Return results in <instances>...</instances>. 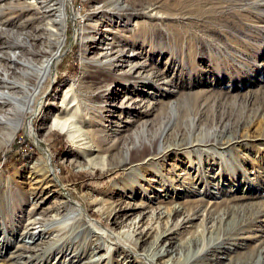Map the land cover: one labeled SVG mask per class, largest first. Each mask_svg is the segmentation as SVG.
Segmentation results:
<instances>
[{
    "label": "rangeland",
    "instance_id": "obj_1",
    "mask_svg": "<svg viewBox=\"0 0 264 264\" xmlns=\"http://www.w3.org/2000/svg\"><path fill=\"white\" fill-rule=\"evenodd\" d=\"M30 1L0 0V46L9 55L14 50L7 48V39L16 40V30L41 33L48 21H28L35 13ZM69 1L64 14L56 17L71 23L61 47L63 55L32 108L54 95L58 102L78 73V24L98 27L105 21L100 28L120 31L118 39L127 41L125 54L112 68L111 77L131 61L128 55L132 50L142 52L148 60L147 74L154 68L161 75L150 78L148 86L140 90L126 88L130 77L124 78L116 100L101 96L91 103L100 111L102 103L116 104L131 96L151 103L153 110H146L147 106L128 113L115 109L110 120L121 124L120 128L105 121L78 124L83 131L94 130L90 139L102 125L117 131L109 141L96 139L94 150L98 152L80 153L81 159H74L84 163L82 157L92 158L96 165L90 170L63 161L71 150L66 134L53 131L42 137L43 144L32 136L42 123L40 119L31 131L22 129L10 146L0 147V243L3 237L5 241L0 246V264H86L99 255L104 257L101 264H167V257L153 260L150 243L157 229L139 242L130 223L140 215L138 231H145L151 225L148 217L152 209L160 207L168 212L178 206L183 211L170 218L175 229L171 241L203 233V237L197 235L206 245L200 257L203 264H264V0H121L136 14L110 21L106 17L115 16L88 17L87 0ZM153 4L157 5L155 10L147 8ZM109 32L103 33L101 41L112 38ZM98 46L89 48L86 57L94 55ZM10 75L23 79L18 73ZM169 102H177L173 117L166 108ZM125 121L148 124L145 133L150 143L130 156L121 144L126 140L124 135L134 130L135 122L129 125ZM167 123L165 143L175 135L197 139L201 134L214 136L221 143L197 150L184 146L167 155L154 153ZM175 145L179 148L183 144ZM44 162L53 167L50 178L59 186L44 180L41 173L31 176V167ZM58 188L62 191L53 193ZM191 213L195 217L186 221ZM32 220L45 222V230L39 234L40 224L32 225L35 237L31 242L21 234ZM210 242L215 244L208 246ZM18 246L35 251L24 253ZM20 253L25 257L17 258Z\"/></svg>",
    "mask_w": 264,
    "mask_h": 264
},
{
    "label": "bare ground",
    "instance_id": "obj_2",
    "mask_svg": "<svg viewBox=\"0 0 264 264\" xmlns=\"http://www.w3.org/2000/svg\"><path fill=\"white\" fill-rule=\"evenodd\" d=\"M87 1L90 8L88 17L90 18L100 14H110L108 16H115H105L106 19L108 18V20L110 21L111 18L121 19L128 15L131 16V14H136V10L129 8V6L121 0ZM68 2L70 1H30V7L32 10H34L35 13L33 17H30L28 19V21H33L36 18H48V21L43 26V31H41V33L36 32L37 30L22 33V31L20 32L19 30H16L15 35H17V39L13 41L7 39L8 41L6 43L8 49L14 50L11 55H9L6 51L4 52V46H0V63L3 64L0 65V147L10 146L16 136L21 133L22 129L26 127L27 130L29 129V131H31L32 126H35V122L40 119L42 120V123L32 131V136L35 137L38 142L43 144L42 137L53 131H58L60 133L66 134L68 142L71 146V150L63 161L68 164H73L77 169L82 170L83 168H85L87 170H90L94 168L93 166L96 165L92 158L89 159L87 157H82L84 163L77 162L74 159H81L80 153L84 154V152H98V150H94L97 145L96 139H100L101 141H109V139H111L112 137V133H116L117 131H114L113 128L107 129V126L102 125V130L95 132L92 139H90L89 134L94 133V130L88 129L86 131H83L82 129H80V127H78V124H93L96 123L95 121H105L108 122L112 127L114 124L116 127L120 128L121 124L113 123L110 120V117H113L112 113L115 109H118L123 113H128L147 106L146 110H149V108L153 110V107H151V103H148L145 100L136 97L133 98L131 96H125L119 103L110 105L102 103L101 105H98V107H100V111H97V105L91 103L93 98L102 96L104 98H112L116 100L119 97V88L123 87L124 78L126 79L130 77L128 79V83H126V85L124 84L126 88H132V90H140V88H145L146 86H148V84L152 81V79L150 78L157 79L160 77L161 73H159V71L155 70L154 68H151L149 70V74H147L146 69L149 66L148 60L143 59L142 52L132 50L128 55V58H131V61L129 63L127 62V64L125 63V65H123L124 69L117 72L114 77H111L112 68L116 66L117 62L125 54L126 49L124 46L127 45L126 39H118V37L120 36V31H110L109 29H107L108 32L110 31L109 35H112V38H106L104 42L101 41L103 33L105 31L107 32V30L100 28L104 27V24H107L105 23V21L102 22V26L101 24H99L98 27L92 25V23H86L84 27L81 26V24H78L80 26L76 28L77 30L75 36L76 41L81 48V60L78 66V73L70 82L69 86L61 92V96L58 97V102H56L57 97L54 95L48 102H44V104L42 105H39L40 103L36 102V108H32L37 93L41 90L44 82H46L47 80H51L52 70H56L57 64L63 55V50L61 49V47L63 45V41H65L64 36L67 32V27L71 23L68 25V21L70 20L66 19L65 17H63L62 19H58L56 17L60 16L57 15L58 13L61 15L64 14L65 5H67ZM147 8L153 11L157 8V5H148ZM50 14L53 16V18H51ZM36 15L38 17H36ZM72 17L76 20L79 19L76 14H73ZM25 24L20 26L22 30ZM193 31L194 28L191 27L190 32L193 33ZM144 35L145 34L141 33V37L145 38ZM5 36L9 37V35ZM133 42L135 44V41ZM97 44H99L100 46L97 47L94 55L87 58V50ZM139 59L141 61H138ZM17 64L19 65V67H16ZM12 72L18 73V75L22 76L23 79L18 80L12 77L10 75ZM163 84L167 86L169 85V81H164ZM164 87L162 86L161 89H163ZM143 91L144 89H142V92ZM70 98H72L70 104L66 105V102ZM177 98H181V96H178ZM176 103L177 102H169L166 104V108L170 116L172 117L175 116L177 112ZM108 107H110L111 109H109ZM105 112L108 113V115H104L103 113ZM141 112L142 114L146 113L145 111ZM26 114L28 116L25 119ZM87 114H93V116L96 115V118L87 117ZM150 115H152V113H150ZM116 117L118 119H121V114L120 116L116 115ZM125 123H134V130L130 132L127 131L128 133L124 135L127 141L125 140V142L121 144V148L124 150L125 155L130 156L131 153L137 151L141 146L150 143L145 133L148 124L145 123V125H143V122L140 121H125ZM137 126L138 128L140 126L138 130ZM169 126L170 123H167L162 128L161 134L158 136L156 141V147L153 151L154 153H158L161 151L162 154L167 155L169 152L176 151L177 149L179 150L184 146V148L186 149L192 148L191 150H197L200 147H207L205 146L206 144L215 145L221 143V141L213 139L214 136L210 137L204 134H201V136L197 139H193L192 135H187L182 138H179V136L175 135L171 142L165 143L164 140L168 136ZM203 139L213 140L204 142L202 141ZM175 144L183 145H181L179 148H175L174 146H177ZM128 158L126 160H129ZM52 171L53 167H51L49 163L44 162L40 167H31V176L41 173V176H43L44 180H49V183H51V185L57 186L59 182L56 179L55 180L57 182H54V179L50 178V176L54 173ZM61 191L62 188H58V190H54L53 193H59ZM32 195L36 196L37 193ZM141 207H143V205L139 206V208ZM134 208L128 207L129 210H132ZM169 211L165 212L164 209L160 207L152 209L148 217L151 221V225L145 231H138L140 229L139 221L141 217L140 215L136 217L135 220L130 224L132 225L131 227H133V229H136L135 234L138 237L137 240H140L139 242H144L145 240H147V238L150 237L152 233H154L155 229H157L156 232L152 235L153 237L150 243V249L153 250L155 256V259L153 260L159 261L162 257H167V264H203V262L200 260V257L206 245L203 240V243H200V240L197 237V235H199V237H203V233H197L196 236H190L184 241H171V235L175 232V229L171 226L172 223L170 222V218L174 215L182 213L183 208L179 206L173 207L172 210L170 212ZM194 217L195 214L191 213L186 221H189ZM161 222H165L163 229H161L160 227ZM43 223L40 224V222H36L35 220L27 222L25 227H23L24 229L21 234L22 239L27 236L26 238L30 239L32 242L33 237H35V234L31 232V230L34 229L32 225L40 224L39 226L41 229L39 230V234H41L45 230L43 228ZM153 225L155 226L152 227ZM79 227H83V224ZM197 232H199V230H197ZM164 240L165 243L163 246H161V243ZM3 241H1L0 246L5 243V241ZM214 244V242H210L208 246ZM18 249L23 250L24 253L28 252V254L31 251H35V248L30 246H18ZM16 257L18 258L25 256L20 253L16 255ZM258 257L262 260L261 255L258 254ZM95 258L90 260L88 263L101 264V262L103 261L102 259H104L103 255H99L96 259ZM145 259L150 263L153 262L152 260H149L147 258ZM219 263L220 262H218L217 264ZM122 264L125 263L123 262Z\"/></svg>",
    "mask_w": 264,
    "mask_h": 264
},
{
    "label": "trees",
    "instance_id": "obj_3",
    "mask_svg": "<svg viewBox=\"0 0 264 264\" xmlns=\"http://www.w3.org/2000/svg\"><path fill=\"white\" fill-rule=\"evenodd\" d=\"M61 137V136H60ZM21 163V162H20ZM20 163L18 165H20Z\"/></svg>",
    "mask_w": 264,
    "mask_h": 264
}]
</instances>
